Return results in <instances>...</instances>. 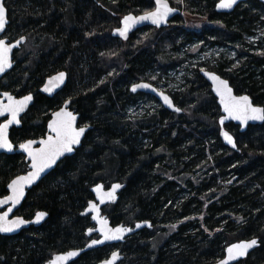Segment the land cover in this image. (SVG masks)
Segmentation results:
<instances>
[{"label": "trees", "instance_id": "obj_1", "mask_svg": "<svg viewBox=\"0 0 264 264\" xmlns=\"http://www.w3.org/2000/svg\"><path fill=\"white\" fill-rule=\"evenodd\" d=\"M216 1L181 4L191 14L195 10L220 22L224 28L214 37L224 42L212 41L213 48L230 46L245 61L235 67L231 56L203 64L226 77L236 94H248L264 107V55H253L264 51V39H248L264 29V4L251 0L222 15L215 12ZM153 6L154 0H6V35L27 40L1 88L36 93L22 128L11 133L12 142L44 134L50 112L67 99L91 130L73 156L29 191L18 216L32 219L45 211L49 217L19 236L0 235V264H43L55 253L84 248L92 222L81 213L99 182L126 185L119 202L104 209L113 225L152 222L151 230L120 247V264H213L228 245L252 238L260 247L238 264L264 263V124L245 133L228 124L238 151L226 147L220 138L221 109L196 67L174 93L164 91L181 114L155 97L131 93L138 82L157 87L165 78L174 82L173 74L192 65L185 51L205 40L181 18L176 26L144 29L127 42L113 38L120 17ZM60 70L69 73L66 88L53 99L41 95L44 78ZM133 108L137 114L131 116ZM25 170L23 155H0V197ZM113 250L98 248L71 264H98Z\"/></svg>", "mask_w": 264, "mask_h": 264}, {"label": "snow or ice", "instance_id": "obj_2", "mask_svg": "<svg viewBox=\"0 0 264 264\" xmlns=\"http://www.w3.org/2000/svg\"><path fill=\"white\" fill-rule=\"evenodd\" d=\"M236 3L237 0H220L217 7L231 9ZM172 12L173 9L169 6L168 0H155V10L147 11L138 17L132 15L125 16L121 21L123 27L116 29V33L127 40L129 31L137 24L144 21H150L152 24L159 27L167 21L169 14ZM5 25L6 9L3 0H0V31L5 29ZM15 46L16 45L8 46L3 39H0V74H3L7 69L12 67L10 54L12 47ZM201 71L212 81L214 91L216 92V95L220 97V103L226 113V116L220 120L221 125L224 124L225 119L238 120L242 125H247L249 121H264V108L253 106L252 101L246 95L234 96L227 81L222 80L219 76L211 72L204 71V69H201ZM64 79L65 73L60 72L57 76L50 78L48 82L49 86H46L43 90L51 92L53 90V83H55L56 86H59L64 82ZM150 87L149 84L141 83L134 85L131 90L136 92L137 88L149 89ZM151 90L153 92L156 91L155 88H152ZM159 95L168 107H173L172 101L168 96H165L163 93H159ZM5 96L8 100V104H0V115H4V113L7 112L10 114L11 119H9L7 123L0 125V148L12 151V144L8 139V127L13 123H19L17 117L19 113L24 111L28 102L32 100V97L29 95L25 96L22 100H15L7 93H5ZM174 111L179 112L180 109L174 108ZM75 121L76 117L71 112L67 111L65 106V108H62L59 112L53 114V119L48 124L49 135L46 140H41L39 142L42 145L40 148H33V145L36 143L34 140H28L26 143L20 145L21 149L27 152L31 159L32 171L26 176L17 177L8 184V188L11 190L12 195L6 197L4 200H0V205L10 203L11 207L0 215V233L13 232L26 223H39L44 218L46 215L44 212H38L35 221H25L23 218L19 217L9 220L8 215L23 199L24 188L26 185L30 186L39 180L41 173L46 169L52 168L62 156L66 153H72L74 151V146L80 144L81 137L84 135L86 127L77 128L75 126ZM222 135L228 144L232 145L233 148L236 147L231 135L227 132H222ZM120 187V184H113L111 190L105 193L103 191V185H97L93 191L97 194V199L100 203H105L106 199L114 202L116 199L115 193ZM87 211L95 213V215L92 216V219L96 220L100 225L99 229H88V234L91 235V233L96 230L99 231L100 235L103 237V239L92 240L89 247L104 244L106 241L122 240L124 235L131 231L130 228L125 227H108V221L100 217V210L95 203L89 202ZM136 227L139 228L141 225L137 224ZM149 227H151V225H149ZM172 227L174 228L175 226ZM257 245L258 241L256 239L233 244L226 249L227 255L220 260L219 264H231V262L240 257L246 256L248 251ZM77 255H79V253L70 251L66 255L56 256L49 261V264H67V261ZM117 259L118 254L113 253L112 259L105 261V264H115Z\"/></svg>", "mask_w": 264, "mask_h": 264}, {"label": "water", "instance_id": "obj_3", "mask_svg": "<svg viewBox=\"0 0 264 264\" xmlns=\"http://www.w3.org/2000/svg\"><path fill=\"white\" fill-rule=\"evenodd\" d=\"M248 1H250V0H237L236 5H234L231 9H222V8H218V7L216 6V11H217L218 13H220V14H231L232 12H234V11L236 10V8H237L240 4H242V3H246V2H248ZM260 1L264 3V0H260ZM168 3H169V6L173 9V12H172L171 14H169V16H168V18H167V21H166L165 23L161 24L159 27H157L156 25L152 24L150 21H144V22H142V23H139V24H137L135 27H133V28L129 31V33H128V39H127V40H129L130 36H131L134 32H136V31L139 30V29H142V28L148 27V26L156 27V28H159V29H162V28H166V27H168L169 24H170V22H171L175 17H177V16L180 14V10L173 8V7L171 6V4H170L169 1H168ZM219 3H220V2H219ZM219 3H218V4H219ZM3 4H4L5 9H6V25H5V29H4L3 31H0V39H3V40L6 42V44H7L8 46H12V45H16V46H15V47H12V51H11V54H10V60H11L12 67L9 68V69H7L3 74H0V82H1V81L3 80V78H4L8 73H10V72L13 70V68L15 67V64H16V63H15V60H14V54H15V52H16L18 49H20V47H21L22 45H24V44L26 43V40H27L26 37H21V38L18 39L17 41L10 42V39L7 38V37L5 36V35H6V32H7V29H8V26L10 25V18H9V12H8V9H7V7H6V0H3ZM218 4H217V5H218ZM154 10H155V9H154ZM128 15H132V16H136V17H138V16L143 15V14H140V15L128 14ZM128 15H126V16H128ZM122 20H123V19H122ZM122 20H121V21H122ZM121 27H123L122 23H121V26H120L119 28H121ZM113 36L116 37V38H120V39H122V40H125L124 38L120 37V36L116 33V30L113 32ZM127 40H125V41H127ZM206 72H207V71H206ZM59 73H60V72H59ZM59 73H57L55 76H57ZM63 73H65V79H64V82H63L62 84H60L59 86H56V84L53 83V85H52L53 90H52L51 92H46V91H44L43 89H44L46 86H49V85H48V82H49V80H50V78H49V79L46 81L45 85L41 88L40 91H41L44 95H47V96H50V97H51V96H53L54 94H56V93L60 92L61 90H63V89L66 87L67 83H68V73H67V72H63ZM211 73H213V72H211ZM213 74L219 76L222 80L227 81L228 86L232 89V94H233L234 96H245V95H246V96H248V97L250 98V100L252 101L253 106L264 108L263 106L255 105L253 99H252L251 96H249L248 94H243V95H238V94H236L235 89L232 87V85H231V83H230L229 80H227L226 78L221 77L220 75H218V74H216V73H213ZM202 75H203L204 79L207 81V83L210 84L211 92H212V94L214 95V97L216 98V100H217V104H218V106H219L220 109H221V116H220V118H219V125H220V128H221V132H220V138H221V141L223 142V144H224L226 147H228V148H230L231 150H233V151L236 152V151H238V145H237L236 137L231 133V131H229V130L227 129L226 125H228V124H230V123H233V124H235L236 126H238V127L240 128V132H241V133H245V132L249 129L250 126H261V125L264 124V121H249L247 125H242V124H240V122H239L238 120L225 119L224 124L221 125V124H220V120L226 116V113L224 112V110H223V106H222L221 103H220V97L216 95V92L214 91V85H213L212 81L209 80L208 77L204 75V72H202ZM55 76H53V77H55ZM141 83L149 84L151 87H150L149 89L137 88V91H136V92H133V91L131 90L132 87H133L134 85H136V84H141ZM136 84H134V85L131 86V88H130L131 93H133V94H144V95H149V96L155 97V98L159 101V103H160L164 108H166L167 110H169V111H171V112L178 113V114H181V113H182V109H181L178 105H176V103H175V101L173 100L172 96H170V95H169L168 93H166V92H163L162 90H160V89H159L157 86H155L154 84L149 83V82H144V81H142V82H138V83H136ZM152 88H155L156 91L153 92V91L151 90ZM5 93H7L8 95H11L15 100H22V99L25 97V96H23V97H17L15 94H13L12 92H8V91L1 92V93H0V104H3V105H7V104H8V100H7L6 96H5ZM159 93H163L165 96H168V97H169V99L172 101V104H173V107H172V108L168 107V105L164 103V101H163V99L161 98V96L159 95ZM27 96H29V95H27ZM30 96L32 97V100H31L30 102H28L27 107L24 109L23 112L19 113V115H18V117H17V119L19 120V123H18V124H17V123H13V124L9 125L8 130H7V131H8V139H9V142L12 144V151H7L6 149H2V148H0V155H15V154H20V155L25 156V157H26V160H27L28 162H30V170H29L26 174H24V175H20V176H26L30 171H32V168H31V159L29 158L28 153L25 152V151H23V150L21 149V147H20L21 144L26 143L28 140L25 141V142H23V143H20V144H15V143L12 142V140H11V138H10V133H11V130H12L13 128H19V127L22 126V124H21L22 117L27 113V111L30 109V107H31V106L33 105V103H34V97H33V95L30 94ZM70 105H71V102L68 101L67 103L64 104V106H63L62 108H65V106H66V110L69 111V112H71V113L76 117L75 126H76L77 128H80V127H86V131H85L84 135L81 137V142H80V144L77 145V146H74V151H73L72 153H66L64 156H62V157L56 162V164H55L52 168L46 169L43 173H41V177H40L39 180H37L35 183L31 184L30 186H27V185L25 186V188H24V197H23V199L20 201V203L17 204V205L13 208L12 212L9 213V215H8V219H9V220H13V219H16V218L19 217V218H23L25 221H35L36 215L34 216L33 219L28 220V219H25L24 217H22V216H18V215L16 214V212L21 208V206L23 205L24 201L26 200L27 195H28V192H29L30 190H32L34 187H36L39 183H41V182L45 179V177H46L47 175H49L52 171H54V170L57 168V166L59 165V163H60L61 161H63V160L66 159L67 157H71V156H73V155L75 154L76 150L79 149V148L82 146V143H83V141H84V139H85L87 133L91 130V126L81 125V124H80V114H79L78 112H76V111H72V110H70V109H69V106H70ZM62 108H60V110H61ZM174 108H179L180 111H179V112L174 111ZM60 110H58V111H56V112H59ZM56 112H55V113H56ZM53 114H54V113H53ZM53 114H52V116H51V120L53 119ZM9 119H11V116H10V114L7 113V112H5L4 115H0V121H1V122H0V125L7 123V121H8ZM3 120H5V121H3ZM51 120H50V122H51ZM48 130H49V129H48ZM222 132H227L229 135L232 136V138H233V140H234V142H235V144H236V147H235V148H233L232 145L228 144V143L225 141V139H224V137H223V135H222ZM48 135H49V134H48ZM48 135H47V137H48ZM47 137H46L45 139H42V140H46ZM34 141H35V140H34ZM40 141H41V140H39V141H35L36 143L33 145V148H35V149L40 148V147L42 146V145L39 143ZM18 177H19V176H18ZM16 178H17V177H16ZM16 178H14V179H16ZM14 179H13V180H14ZM10 183H11V182H10ZM10 183H9V184H10ZM114 184H120V185H121V187H120V188L116 191V193H115L116 199H115L114 202H113V201H108V200L106 199V200H105V203H100V201L97 199V194L93 191V189H94L97 185H103V191H104L105 193H107L108 191L111 190V187L106 188L105 185H104L103 183L96 184V185H94V186L91 188V192H92V194L94 195V200H92V201H90V202L95 203V204L98 206V208H99V210H100V217L108 221V227H110V228L125 227V228H130L131 231L128 232V233H126V234L124 235V237H123L122 240L106 241L104 244H98V245H94V246H92V247H89V245L91 244L92 240H94V239H103V237L100 235L99 231H96V230H94V231L91 233V235H89L88 232H87L88 237L92 238V240H91L88 244H86L84 248H81V249H73V250H69V251L64 252V253L56 254V255H54L53 259H54L56 256L66 255V254H67L68 252H70V251H71V252H77V253H79V255H77V256L71 258L69 261H67V264H71V263L77 261V260H78L80 257H82L84 254H86V253H88V252H90V251H92V250H95V249H98V248H103V247H106V246H115V245H117V244H119V243L124 242V241L126 240V238H128V237H130V236H133V235H135V234L141 232V231L144 230V229H147V228L151 229V228H152V222H150V221L137 222V223H135L134 226H126V225H123V224H120V225H117V226L112 225V222H111L110 218H109L106 214H104L103 210H104L105 207H107V206H109V205L116 204V203L118 202L119 198H120L119 194H120V193L122 192V190L126 187L125 184H122V183H120V182H117V183H114ZM7 190H8V194H7L6 196H4V197H0V200H4L6 197L12 195V192H11V190H10L8 187H7ZM88 205H89V203L87 204V206L85 207V209H84V211L81 213V215H82V216H91V219H92V216L95 215V213H92V212H88V211H87ZM9 207H11V204H10V203H9V204H4V205H0V215H2L5 211H7ZM41 212L46 213L45 211H41ZM37 213H38V212H37ZM37 213H36V214H37ZM84 213H86V214H84ZM48 217H49V216H48V213H46V215L44 216V218H43L39 223H34V222L26 223V224L22 225L20 228L16 229V230L13 231V232L0 233V235H3V236H9V237L17 236V235H19L22 231L27 230V229H30L31 227L38 228V227L42 226V225L46 222V220L48 219ZM92 221H93V223L95 224V227H94L93 229H99L100 225L97 223V221H96V220H93V219H92ZM137 224L141 225V227L137 228V227H136ZM149 225H151V227H149ZM94 236H98V238H93ZM252 239H256V240L258 241V245L255 246V247H253V248H251V249L248 251V253H247L246 256H244V257H240L239 259H237V260L231 262V264H238L239 262H241V261L247 259V258H248L253 252H255V251L260 247V240H259L258 238H252ZM252 239H249V240H241V241H238V242L232 243V244L228 245V246L226 247V249H227L228 247H230L231 245H233V244L241 243V242H244V241H251ZM226 249H225L224 257H226V255H227ZM113 253H117V254H118V259L116 260L115 264H120V263L122 262V260L124 259L123 254H122L121 251H119V250H115ZM113 253H112V254H113ZM112 254L109 256V258H107L106 260H104V261H102V262H100V263H98V264H105V261H107V260H111V259H112ZM224 257H223V258H224ZM220 260H221V259H220ZM220 260L217 261L216 263H213V264H219ZM47 264H49V262H48ZM263 264H264V263H263Z\"/></svg>", "mask_w": 264, "mask_h": 264}, {"label": "rangeland", "instance_id": "obj_4", "mask_svg": "<svg viewBox=\"0 0 264 264\" xmlns=\"http://www.w3.org/2000/svg\"><path fill=\"white\" fill-rule=\"evenodd\" d=\"M170 1H172L176 7H179V8L184 10L185 14L183 16V21H184V26L186 28H188V30L199 33L200 35H202L203 31L205 30L206 31L205 34L208 35V37L205 39V42L207 43V45L206 44L203 45L201 42H198V44L190 46V48L187 51H185V52L191 54L190 62L192 65H189L188 67H186L185 71L180 70L176 75L173 74L172 77H173V79H175L174 82H172V80H168V78L161 80L162 83L158 84V87H160V89L162 91H167V92L171 91L170 92L171 94L174 93L175 89H177L180 86V84L183 80L184 74L187 73V71L197 67L196 63L198 62L199 56L201 57L200 58L201 60L202 59L206 60L204 62H208V63H211L213 65H215L217 62H219L220 59H230L231 56L232 57L234 56V59L237 60L235 62V67L240 65L239 62L245 61L244 59H238V57L236 58V55H235L236 53L233 51V49L228 48L229 46L224 47V48H221V47H214L213 48L214 45H209L214 40L224 42V40L216 39L214 37V35L217 34L216 30L224 28L223 26H221L220 24L213 23L209 19L208 15H203V14H199V13L191 14V12L185 11L184 6L181 4V0H170ZM194 4H195V2H194ZM245 4H242L239 7H243V5H245ZM133 8H135V7H133ZM198 8H199V3H198ZM145 12H147V11H145ZM6 36L8 38L12 39L9 34H7ZM248 39H252V40H250L251 43H256L257 40L263 41L264 29L263 28L257 29L256 30V36H252L251 38H248ZM230 41L231 40H225V42L228 44ZM261 45L262 44H260L259 46H261ZM201 51H205L206 53H201ZM255 53L256 54H253V53L252 54L257 55V56L264 55V51H261V50H259V51L257 50V51H255ZM199 70H201V69H199ZM153 105L155 106L157 104L153 103ZM135 113H136L135 108L130 110L131 116H134L137 114V113L136 114Z\"/></svg>", "mask_w": 264, "mask_h": 264}, {"label": "flooded vegetation", "instance_id": "obj_5", "mask_svg": "<svg viewBox=\"0 0 264 264\" xmlns=\"http://www.w3.org/2000/svg\"><path fill=\"white\" fill-rule=\"evenodd\" d=\"M251 1V0H250ZM259 2H261L260 0H258ZM169 2H170V4H171V6L173 7V8H175V9H178V10H180V14L177 16V17H175L171 22H170V24H169V26L168 27H166V28H162V29H167V28H169L170 26H175L176 24V20L177 19H179V18H181V19H183V16H184V14H185V12H184V10L183 9H181V8H179V7H176L175 6V4L172 2V1H170L169 0ZM220 2V0H217L216 1V3H215V12L216 13H218L217 11H216V6H217V4ZM249 2V1H248ZM248 2H246V3H248ZM261 3H263V2H261ZM242 4H245V3H242ZM242 4H240V5H242ZM264 4V3H263ZM239 5V6H240ZM238 6V7H239ZM237 7V8H238ZM236 8V9H237ZM155 9V0H154V6H153V8L151 9V10H149V11H153ZM185 11H187V9L185 8ZM188 12V11H187ZM194 12L195 13H197L195 10H194ZM145 13V11H132V12H130V13H128V14H134V15H140V14H144ZM128 14H126V15H128ZM218 14H220V13H218ZM126 15H123L122 17H120L119 18V23H118V25L116 26V27H114L113 28V30H112V36H113V32L116 30V29H118L120 26H121V20L126 16ZM222 15H230V14H222ZM210 19V18H209ZM180 20V19H179ZM178 20V21H179ZM213 23H216V24H220V22H216V21H212ZM222 23V22H221ZM148 28H153V29H157V30H162V29H159V28H156V27H151V26H148V27H145V28H142V29H139V30H137L136 32H134L133 34H135V33H139L140 31H144V29H148ZM191 31V30H190ZM205 30L203 31V34H204V36L202 37V38H204V39H206L207 37H206V34H205ZM7 33V32H6ZM133 34L130 36V38H129V40L132 38V36H133ZM202 34V35H203ZM6 36V35H5ZM7 37V36H6ZM252 37V36H251ZM250 37V38H251ZM8 38V37H7ZM113 38L114 39H118L119 41L121 40V41H124V42H127V41H125V40H122V39H120V38H116V37H114L113 36ZM10 39V38H9ZM18 40V39H17ZM17 40H15V39H10V42H14V41H17ZM200 41V40H199ZM201 43L202 44H206L207 45V43L205 42V40L204 41H201ZM195 44H198V42H196V43H194L193 45H195ZM209 45H212V43L211 44H209ZM231 46H236L237 47V45L236 44H232ZM23 47V45L20 47V49ZM228 48H230V46L228 47ZM20 49H18L16 52H15V54H14V60H15V63H17V59H16V55H17V53H18V51L20 50ZM233 51L236 53V49H233ZM201 53H206L205 51H201ZM201 57L199 56V58H198V62L196 63V65H197V67H196V69H204V71H207V72H213V73H216V74H218V75H220L221 77H223L222 76V74H220V73H218L214 68H212V67H209L207 64H203V63H208V62H204V61H206L205 59L204 60H201L200 59ZM241 57H239L238 59H240ZM239 64H241V62H239ZM16 65V64H15ZM59 72H67V71H65V70H60V71H57V72H53V73H50L49 75H47L45 78H44V80H43V83H42V85H41V87H39V93L41 94V95H43L44 96V94L40 91L41 90V88L45 85V83H46V81L49 79V78H52L53 76H55L57 73H59ZM68 73V72H67ZM200 75H201V77H203V75H202V71L200 70ZM69 74V73H68ZM5 78V77H4ZM4 78H3V80H4ZM204 78V77H203ZM223 78H226V77H223ZM227 79V78H226ZM2 80V81H3ZM68 80H69V76H68ZM1 81V82H2ZM1 82H0V93L1 92H5V91H8V90H4V89H2L1 88ZM68 84V83H67ZM209 84V83H208ZM67 86V85H66ZM209 86H210V84H209ZM66 88V87H65ZM64 88V89H65ZM63 90H61L60 92H58V93H56V94H54L53 96H47V95H45V96H47L49 99H53V98H55L56 96H58L61 92H62ZM8 92H12V91H8ZM13 94H15L17 97H23V96H27V95H30V94H32L33 95V97H34V103H35V99H36V93H34V92H26V94H24V95H18V94H16V93H14V92H12ZM68 101H70L71 102V100H69V99H67L65 102H63L62 104H60V106H58L57 108H55V109H53L51 112H50V117H49V119H48V121H47V125H46V130H45V132H44V134H42V135H38L39 137L38 138H30V139H28V140H35V141H39V140H42V139H45L46 137H47V135L49 134V130H48V124L50 123V120H51V116H52V114L53 113H55L56 111H58V110H60V108H62L63 106H64V104L65 103H67ZM33 103V104H34ZM33 106V105H32ZM69 109L70 110H72V111H76L77 112V110L76 109H74L73 107H72V103H71V105L69 106ZM28 112V111H27ZM26 115V114H25ZM24 115V116H25ZM23 116V117H24ZM23 117H22V119H23ZM3 121H5V120H3ZM1 122V121H0ZM21 124H22V120H21ZM81 124V123H80ZM231 124V123H230ZM23 125V124H22ZM81 125H84V124H81ZM228 125H226V127H227ZM20 128H22V126L21 127H19V128H13L12 130H11V133H12V131L14 130V129H20ZM220 132H221V128H220ZM11 133H10V138H11ZM11 140H12V138H11ZM25 141H27V140H25ZM25 141H23V142H25ZM23 142H20V143H23ZM19 143V144H20ZM83 144V143H82ZM78 150V149H77ZM76 150V151H77ZM76 153V152H75ZM20 155V154H19ZM25 157V156H24ZM67 158H69V157H67ZM65 160V159H64ZM25 161H26V170L24 171V172H22V173H20L18 176H20V175H24V174H26L29 170H30V162H28L27 160H26V157H25ZM62 162V161H61ZM60 162V163H61ZM59 163V164H60ZM53 172V171H52ZM51 172V173H52ZM50 173V174H51ZM49 174V175H50ZM49 175H47L46 177H45V179L49 176ZM18 176H16V177H18ZM15 177V178H16ZM13 180V179H12ZM11 180V181H12ZM99 183H103V182H99ZM98 183V184H99ZM114 183H117V182H112V183H110L109 185H106L105 183H103L104 185H105V187L106 188H109V187H111ZM40 184V183H39ZM38 184V185H39ZM37 185V186H38ZM36 186V187H37ZM8 187V186H7ZM93 187V186H92ZM35 188V187H34ZM8 191V190H7ZM31 191V190H30ZM29 193V192H28ZM122 193V192H121ZM121 193L119 194V196H121ZM8 194V193H7ZM28 196V195H27ZM93 200H94V197H93ZM119 200H120V198H119ZM119 200H118V202H119ZM117 202V203H118ZM116 203V204H117ZM24 204V203H23ZM113 205H115V204H112V205H109V206H107V207H110V206H113ZM23 206V205H22ZM21 206V207H22ZM106 208V207H105ZM104 208V209H105ZM20 210V209H19ZM18 210V211H19ZM18 211L16 212V214L18 215ZM103 212H104V210H103ZM37 213V212H36ZM104 214H105V212H104ZM36 215V214H35ZM34 215V216H35ZM34 216H33V218H34ZM90 218H91V216H89ZM32 218V219H33ZM28 220H31V219H28ZM91 222H92V227H90V228H94L95 227V224L93 223V221H92V219H91ZM112 222V221H111ZM139 222V221H138ZM142 222H144V221H142ZM135 223H137V222H135ZM135 223L134 224H132V225H130V224H124V223H121V224H123V225H126V226H134L135 225ZM113 225V224H112ZM118 225H120V224H118ZM114 226H117V225H114ZM35 228V227H34ZM152 228H153V226H152ZM151 228V229H152ZM151 229H149V228H147V230H151ZM27 230H29V229H27ZM27 230H24V231H27ZM144 230H146V229H144ZM24 231H22V232H24ZM143 231V230H142ZM141 231V232H142ZM21 232V233H22ZM88 232V231H87ZM20 233V234H21ZM140 233V232H139ZM19 234V235H20ZM138 234V233H137ZM19 235H17V236H19ZM136 235V234H135ZM88 236V235H87ZM134 236V235H133ZM12 237H15V236H12ZM130 237H132V236H130ZM130 237H128V238H126V240L124 241V242H122V243H119V244H117V245H115L114 246V250L110 253V255L115 251V250H119V251H121V253H122V249L120 248L122 245H124L125 243H126V241L130 238ZM93 238H98V236H94ZM92 240V238H90V237H88V242L86 243V244H88L90 241ZM78 249H80V248H78ZM73 250V249H72ZM67 252V251H66ZM60 253H64V252H58V253H55L54 255H56V254H60ZM123 254V253H122ZM54 255H52L47 261H45L43 264H47L50 260H52L53 259V257H54ZM109 255V256H110ZM123 256H124V254H123ZM109 258V257H108ZM107 259V258H106ZM105 259V260H106ZM124 260V259H123ZM122 260V261H123ZM104 261V260H103Z\"/></svg>", "mask_w": 264, "mask_h": 264}, {"label": "bare ground", "instance_id": "obj_6", "mask_svg": "<svg viewBox=\"0 0 264 264\" xmlns=\"http://www.w3.org/2000/svg\"><path fill=\"white\" fill-rule=\"evenodd\" d=\"M1 236H3V235H1ZM6 237H9V236H6Z\"/></svg>", "mask_w": 264, "mask_h": 264}]
</instances>
